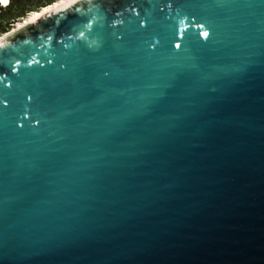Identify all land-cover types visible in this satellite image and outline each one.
I'll return each instance as SVG.
<instances>
[{"label": "water", "instance_id": "1", "mask_svg": "<svg viewBox=\"0 0 264 264\" xmlns=\"http://www.w3.org/2000/svg\"><path fill=\"white\" fill-rule=\"evenodd\" d=\"M0 264H264V0H67L1 39Z\"/></svg>", "mask_w": 264, "mask_h": 264}, {"label": "trees", "instance_id": "2", "mask_svg": "<svg viewBox=\"0 0 264 264\" xmlns=\"http://www.w3.org/2000/svg\"><path fill=\"white\" fill-rule=\"evenodd\" d=\"M55 0H31L27 3L26 0H10L7 4H0V34L8 31L16 18L24 16L28 12L38 10L40 7L52 3ZM13 2H16L13 6ZM14 7V8H12ZM12 9L18 12H11ZM9 13V15H7ZM4 14V16H2Z\"/></svg>", "mask_w": 264, "mask_h": 264}, {"label": "bare ground", "instance_id": "3", "mask_svg": "<svg viewBox=\"0 0 264 264\" xmlns=\"http://www.w3.org/2000/svg\"><path fill=\"white\" fill-rule=\"evenodd\" d=\"M1 3L6 4L5 0H0ZM8 1V0H7ZM67 0H55L50 4H47L45 6L40 7L38 10H33L30 14H28V16L24 17L23 20L18 21L16 23V25L10 30L0 34V40L9 36L10 34L22 29L23 27H25L27 24H30L32 21H34L37 17L47 13L48 11H50L51 9H53L54 7L64 3Z\"/></svg>", "mask_w": 264, "mask_h": 264}, {"label": "rangeland", "instance_id": "4", "mask_svg": "<svg viewBox=\"0 0 264 264\" xmlns=\"http://www.w3.org/2000/svg\"><path fill=\"white\" fill-rule=\"evenodd\" d=\"M26 2L29 3V2H31V0H26ZM15 3H16V2H13V6H14ZM12 8H14V7H12ZM14 10H15V9H12L11 12H12V13H13V12H18V10H17V11H14ZM30 13H31V11L28 12L27 14H25L24 16H21V17L16 18L15 22L12 23V26H11L10 30L16 25V23H17L18 21L23 20V18L26 17V16H28V14H30ZM7 15H9V13H8ZM2 16H4V14H3ZM0 26H2V23L0 24Z\"/></svg>", "mask_w": 264, "mask_h": 264}, {"label": "snow or ice", "instance_id": "5", "mask_svg": "<svg viewBox=\"0 0 264 264\" xmlns=\"http://www.w3.org/2000/svg\"><path fill=\"white\" fill-rule=\"evenodd\" d=\"M6 2H7V0H5V3H6ZM69 2L71 3V2H72V0H69ZM90 23H91V22H89V24H90ZM80 35H81V36H83V35H84V33H83V32H81V33H80ZM201 35H203V36H207V35H208V33H207V31H204V32H202V33H201ZM176 46H177V47H179V44H177ZM31 62H32V61H29L28 63H31ZM17 63H19V61H17ZM13 71H15V69H13Z\"/></svg>", "mask_w": 264, "mask_h": 264}]
</instances>
